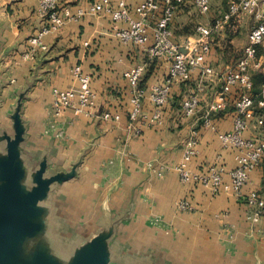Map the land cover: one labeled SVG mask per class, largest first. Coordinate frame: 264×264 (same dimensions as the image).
I'll return each instance as SVG.
<instances>
[{"label":"crops","instance_id":"1","mask_svg":"<svg viewBox=\"0 0 264 264\" xmlns=\"http://www.w3.org/2000/svg\"><path fill=\"white\" fill-rule=\"evenodd\" d=\"M37 1L0 0V130L13 134L18 120L23 132L15 162L25 178L35 177L41 167L43 177L59 174L67 178L53 184L49 193L61 211L72 213L74 209L75 240H91L107 227L102 235L109 239L110 258L116 263L264 264V215L257 223L251 220L246 203L231 191L228 174L213 192L199 183L182 184L172 168L181 161L183 142L192 130L197 133L198 150L189 164L193 170L204 171L211 163H220L226 170L236 165L234 149L224 148L217 134L231 130L235 104L245 90L231 87L218 110L209 111V105L222 88L224 71L240 57L226 63L224 53L211 46L212 40L225 34L228 40L233 38L240 32L237 25L211 36L205 61L215 74L201 77L196 70L189 80L174 82L160 121L149 125L140 119L130 122V88L123 73L143 65L142 75L147 74L142 84L161 83L168 73L167 60L150 58L145 48L122 43L115 33L126 24L103 13L62 25L44 37L46 50L24 58L28 38L44 23ZM94 1L58 0V9L75 11ZM139 1L126 0L133 16ZM172 1L174 42L194 39L198 24L213 22L178 28L179 8L188 0ZM163 5L160 0L159 9L146 19L149 26L155 24ZM75 65L90 76L98 113H117L118 121L76 116L70 110L52 116V89L77 86L71 73ZM255 73L263 75L252 70V78ZM263 80L256 87L252 79V94L260 90ZM199 83L202 89L198 91ZM190 93L198 94L200 106L192 118H185L181 103ZM142 109L153 111L147 100ZM207 114L214 128L203 125ZM245 136L264 140V125L250 120ZM0 148L3 153L4 142ZM148 162L153 163V170L147 169ZM160 165L171 167L161 177L154 173ZM263 175L264 165L255 167L243 194L257 191L264 195ZM180 199L189 200L193 209L177 210ZM64 212L67 218L66 211L60 215Z\"/></svg>","mask_w":264,"mask_h":264},{"label":"built area","instance_id":"2","mask_svg":"<svg viewBox=\"0 0 264 264\" xmlns=\"http://www.w3.org/2000/svg\"><path fill=\"white\" fill-rule=\"evenodd\" d=\"M159 1L140 0L134 7L135 16H133L126 5V0H97L75 11H71L69 7L58 9V0H38L37 10L44 19V23L35 35L28 38L29 49L23 57H32L36 50H46L47 46L43 39L47 34L68 22L78 21L84 15L103 13L113 21L125 23L126 26L115 33L122 43H131L145 48L150 58H165L169 64L166 79L147 87H142L139 83L144 70L143 65L129 68L123 73L130 88L131 107L128 115L130 122L140 119L150 125L160 121L161 110L168 101L174 82L190 79L196 70H199L201 77L215 74L213 67L205 61L210 50L211 36L225 28L224 25L229 26L231 22H239L243 15L248 16L251 26L247 43L236 62L224 71L222 88L216 100L209 105V111L218 110L231 87L239 86L245 90L235 104L231 130L217 134L224 148L234 149L236 165L226 170L220 163H211L204 171L193 170L189 164L198 150L195 138L197 133L192 130L191 135L183 142L181 161L172 168L182 184L199 183L213 192L218 191L223 175L227 173L231 191L237 198L243 199L250 209L251 220L257 223L264 215V195L257 191H250L244 195L242 191L250 181L251 171L259 165H264V140L245 136L250 120H254L258 126L264 125V80L257 93L251 92L252 70L264 75V56L258 54L259 48L264 43V0H230L227 10L221 17L214 19L210 24H198L197 36L192 40L187 39L183 44L173 40L170 24L173 20L175 5L172 0H162L163 9L153 26H149L146 22V19L159 9ZM194 5L199 13L207 14L210 9V0H194ZM71 73L77 81V86L52 89L51 114L53 117H60L66 110H70L76 116L83 115L113 121L120 119L117 113L112 114L109 111L98 113L96 93L90 87V76L80 65L73 66ZM200 89H202L201 83L198 84V91ZM145 100L153 107L151 113H146L142 109ZM199 106L198 94L190 93L181 103L183 116L192 118ZM256 108L260 111L256 112ZM203 125L214 128L208 114L204 117ZM152 167L153 163L148 162L147 169L153 170ZM170 168L160 165L154 169V173L161 177ZM176 208L179 211H191L193 205L187 199H180L176 203Z\"/></svg>","mask_w":264,"mask_h":264},{"label":"rangeland","instance_id":"3","mask_svg":"<svg viewBox=\"0 0 264 264\" xmlns=\"http://www.w3.org/2000/svg\"><path fill=\"white\" fill-rule=\"evenodd\" d=\"M191 1L188 0L179 8L182 13L180 12L178 15V23H176L178 28L184 24L194 23L196 25L213 21V18L221 17L228 5V0H210L209 12L201 14ZM230 25H237L240 31L233 38L231 37L232 44L229 43L231 38L228 40V34H225L215 36L211 45L216 52L224 53L226 63L227 61L233 63L241 55L247 42L251 21L248 16L243 15L239 22H231ZM259 54L264 55V43ZM256 75L258 74L255 73L254 76ZM2 182L3 179L0 177V187ZM58 206L54 202L53 194H48L32 214L25 215L26 219L38 227L32 233L18 231L10 239L13 247L12 252L0 253V264H73L75 261L73 257L75 253V216L73 214L75 211L74 209L72 213L69 210L61 211ZM63 211H66L67 218L60 215L63 214ZM62 216L68 225L71 223L68 227H66L65 221L61 223Z\"/></svg>","mask_w":264,"mask_h":264},{"label":"water","instance_id":"4","mask_svg":"<svg viewBox=\"0 0 264 264\" xmlns=\"http://www.w3.org/2000/svg\"><path fill=\"white\" fill-rule=\"evenodd\" d=\"M22 132L17 119L13 134L0 130V143L5 144L3 153L0 148V177L3 179L0 187V253L12 252L10 239L18 231L32 233L36 230L38 226L26 219L25 215L34 212L42 199L44 200L50 194L53 184L67 179L59 174L43 177L42 167L36 171L35 177H24V171H21L15 162L16 147ZM65 225L68 227L70 224L66 222ZM106 231L107 227L96 233V237L91 240H74L75 261L73 264H124L116 263V259L110 258L109 239H104L102 235ZM113 232L112 225L110 237Z\"/></svg>","mask_w":264,"mask_h":264},{"label":"trees","instance_id":"5","mask_svg":"<svg viewBox=\"0 0 264 264\" xmlns=\"http://www.w3.org/2000/svg\"><path fill=\"white\" fill-rule=\"evenodd\" d=\"M168 62V61H167ZM143 72H144V70H143ZM143 74V73H142ZM147 74V73H146ZM146 74H144V75H141V77L142 78H140V85L142 86V87H147L148 85H144V84H142L144 81H145V75ZM168 74V73H167ZM167 77V76H166ZM166 79V78H165ZM253 79V82H254V86H256L257 87V85H259V83L264 79V76L262 75V74H260V73H258V75H256V76H254V78H252ZM189 80V79H188ZM187 81V80H186ZM170 94H171V92H170ZM170 96V95H169ZM169 99V98H168Z\"/></svg>","mask_w":264,"mask_h":264}]
</instances>
